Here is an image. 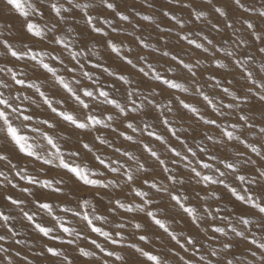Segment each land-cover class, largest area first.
Returning a JSON list of instances; mask_svg holds the SVG:
<instances>
[{"label": "snow or ice", "instance_id": "obj_1", "mask_svg": "<svg viewBox=\"0 0 264 264\" xmlns=\"http://www.w3.org/2000/svg\"><path fill=\"white\" fill-rule=\"evenodd\" d=\"M4 2L22 18L21 33L31 37L32 42L23 38L11 39L14 35L13 26L7 22L0 23V56L14 58L16 62L11 67H0V142L18 155L23 154L31 163L41 162L43 166L63 171L65 175L44 178L46 172L43 167L30 170L27 164L14 163L11 154L0 148V163L6 169L0 170V189L9 186L12 189L19 188L21 193L33 197L28 201L0 192V199L3 200L0 204V227L7 233L0 234V241L10 236L16 245L29 243L26 239H17L22 235L16 228V222L20 220L41 234L42 241L47 238L48 242H44L41 251L35 255L50 254L53 264H73L64 249L55 246L59 242L61 245H75L80 257H96L100 264H108L106 259L97 257L94 250H88L77 242L89 239L85 233L87 229L103 237L106 243L123 247L126 241L123 229L126 225L122 220L110 219L123 210L125 213H145L182 251L188 253L191 249L195 264H243L242 254L233 252V236L258 245V249H264V241L258 243L257 234L252 231L255 227L264 233V141L255 139L257 135L264 137V110L259 112L260 120L257 121V114L249 109V101L253 98L264 106V5L255 9L242 0H230L235 9L256 16V19L236 17L230 20L226 4L217 6L214 0H204L211 6L213 16L223 19V26L209 19L206 8L197 9L188 0H168V3L181 4L189 9L192 19L185 21L167 11L163 13L164 17L175 22L179 29L176 33L178 39L186 42L190 49L208 54L217 70L226 69L231 64L239 72L240 87L236 88L233 87L237 82L235 77L225 80L218 78L215 73H210L202 82L198 75L201 61H186L179 54H172L167 50L169 41L163 35L159 38L163 42L162 48L155 47L142 36H137L136 40L142 49L169 57L189 74L190 79L179 80L178 70L172 65L165 68L162 74L144 55H138L134 61L129 55L133 51L131 47L125 50L123 42L118 45L108 39L104 49H110L111 53L136 69L145 79L138 80L130 73L113 71L102 63L103 54L97 42L90 39L85 41L82 32L78 31L83 21L90 34L109 36V32L98 24L117 32L113 26L114 20L98 14L97 0ZM99 4L103 10L118 17L119 21L130 22V15L119 10L117 0H99ZM142 7L152 9L153 0H143ZM135 14L142 21L154 25L160 33L173 31V28L162 27L157 23L152 13ZM237 22L240 23L239 28L235 26ZM195 23L203 27L194 32L184 31ZM133 27L134 30L140 29L139 24ZM226 29L232 31L224 37ZM213 32L222 36L220 42L210 38ZM37 42L47 43L48 47H37ZM220 53L224 54L223 57L218 55ZM257 55L260 57L258 66ZM19 62H23V65ZM89 66L108 77H114L115 82H102L99 74L88 70ZM84 81L90 84L86 85ZM146 81L160 82L169 91L174 90L173 95L159 99L161 92L156 88H145L143 85ZM52 88L63 95L50 94L47 89ZM206 89H219L221 95L214 96ZM184 94L202 97L201 105L181 98ZM226 99L228 102H225ZM177 105L185 114H191L197 124L215 126L219 135L204 131L198 140L194 137V145L189 144L184 138V133L189 129L183 126L182 118L177 114ZM33 106L49 115H37ZM107 106H111V111H105ZM202 107L210 109L214 118H206ZM149 113H153L155 119ZM158 127L166 129L169 137L175 138L180 148L170 144L164 134L157 131ZM192 130L195 132V129ZM107 132L115 133L116 138L122 141L138 144L159 166L166 183L157 178L149 180L147 177L155 169L148 160L128 148L117 146L113 139L105 135ZM81 133L92 134V140L86 141ZM74 134L76 139L73 142ZM145 136L154 138L170 155L162 156L160 151L143 139ZM96 142L99 146L111 148L114 155L118 154L117 158L112 159L107 153L101 154L94 150ZM238 145H242L245 151H239ZM219 146L237 148L235 156H218L212 148ZM251 153L259 157V161L251 159ZM258 163L259 167L247 170L249 165ZM183 169H187L190 175H182ZM229 174L234 177L235 185L228 181ZM17 178L18 181L26 182L27 186L20 187ZM190 180L204 186L203 194L199 191H195L192 196L187 194L185 187ZM209 185H222L234 198V204L250 205L256 209L258 219L246 216L235 207L213 203L221 201L222 196L210 190ZM80 187L92 189L94 195H101L104 190L111 188H126L127 193L124 200L109 199L108 204L111 206L101 211L97 206L99 201L93 203L92 199L79 195ZM34 189L50 190L51 194L63 199L60 202L38 200ZM165 196L173 209L179 210L201 231L207 243L200 242L192 234L175 230L172 223L164 218V210L153 208L154 204L164 202L162 197ZM192 200H198L199 203H192ZM28 203L33 207L26 210ZM41 213L51 217L52 222L44 223ZM105 225L110 230H106ZM134 228L138 232L145 231L142 222H136ZM138 240L144 244L151 242L147 234H139ZM90 243L104 256L114 257L119 264H134L125 255L97 243V239H91ZM127 249L146 258L145 264H169L168 258L158 251L154 254L137 243H128ZM169 251L179 257L183 264H193V260H186L174 249ZM0 253H9V248L0 246ZM16 255L20 253L16 252ZM60 257L63 259L57 262L55 258ZM23 259L26 264H32L27 256ZM260 259L264 261V255ZM7 264H11V259H7Z\"/></svg>", "mask_w": 264, "mask_h": 264}, {"label": "rangeland", "instance_id": "obj_2", "mask_svg": "<svg viewBox=\"0 0 264 264\" xmlns=\"http://www.w3.org/2000/svg\"><path fill=\"white\" fill-rule=\"evenodd\" d=\"M188 2L193 3L194 7L197 9L200 8H206L209 11V19L212 20L213 23H219L221 26H223V19H220L218 17H214L212 14L211 6L207 5L204 0H188ZM214 2L217 4V6H220L221 4H226L227 10L229 12V19H234L236 17H244L246 19H256V16L254 14H246L242 10L235 9L234 6L231 5L230 0H214ZM246 5H251L255 9H260L262 5H264V0H242ZM117 3L119 4V10L124 12L125 14L130 15V22L125 21H119L118 17H115L113 13L110 11L103 10V6L99 4V0H97L98 4V14L100 16H103L108 19L114 20L113 26L117 28V32H112L107 26L98 24L100 27H104L106 31L109 32L108 37H104L101 34H90L88 28L84 25V22L81 21V25L78 28V31L82 32L83 38L85 41L92 40L97 42V47L101 49L103 54V61L106 66H109L113 71L123 73V74H131L134 78L138 80H144L145 78L142 77V74H139L136 69H132L131 66L127 65L125 62L118 59L115 54L111 53L110 49H104L105 41L110 39L113 42L117 43L118 45L123 42V47L125 50L127 48L131 47L133 51L129 54L130 58H133L135 61V58L138 55H144L149 57V61L153 63L163 74V71L165 68H167L169 65H172L173 67L177 68V78L179 80H188L190 79L189 74L186 73L180 66L175 65L174 62L169 57H163L160 52H152L149 49H142V47H139V42L136 40L137 36H142L146 39V41L151 42L155 47L162 48L163 42L160 41V36L163 35L166 39H168L169 43L167 45V50H169L172 54H179L180 56L184 57L186 61H195L199 59L201 61L200 68L198 69V75L201 78V81H205L207 76L210 73H215L218 78H224L227 79H233V77L236 78V83H234L233 87L239 88L240 87V76L239 72L229 64V67L226 69L217 70L214 65H212L211 57L203 53L202 50H196L194 48L190 49L189 46L186 44V42L180 41L176 35L177 31L179 30L177 26L175 25L174 21H170L168 17H164L163 13L165 11L175 14L178 17L182 18L183 20L187 21L192 19L191 11L187 8L182 7L181 4L172 5L168 3V0H153L154 7L152 9H148L146 7H142L143 0H117ZM136 12H140L143 14L152 13L155 21L159 24H161L162 27H171L173 28V31L171 33H160L158 29L155 28L154 25L149 24L148 22H144L140 19L139 16H136ZM97 14V13H93ZM10 23L13 26V37L11 39L18 40V39H25L29 42L31 41V37L24 36L21 33L22 28V18L19 16L17 12H13L9 7L6 6L4 0H0V23ZM140 25L139 30H134V25ZM237 28L240 27V23L237 22L235 25ZM203 25L200 23H195L187 26L184 31H197L200 30ZM231 29H226L223 33V36L226 37L231 33ZM129 33H134L133 35H129ZM205 34H207V29H205ZM181 35H183V32H181ZM7 36V34H6ZM210 38L214 39L216 42H220L222 39V36L217 33H212ZM37 47H44L47 48V43L40 44L37 42ZM58 50V47H57ZM254 52V50H253ZM219 56L223 57V53L218 54ZM257 66L260 61L259 55L256 57ZM224 63H228V61H222ZM16 63L14 58H10L7 56H0V67H11L12 64ZM20 65H23V62H19ZM89 71H93L96 74H99L101 76V81L104 83H114L115 78L114 77H108L106 74H103L100 70L92 69L89 66ZM39 75V73L37 74ZM172 75V74H168ZM41 80H43V76L40 77ZM84 83L90 84L89 81H84ZM118 87L122 86L120 84L117 85ZM145 88H156L158 91L161 92V97L159 99H164L167 97H171L173 95V91H169L166 86H162L160 82L158 81H146L143 85ZM19 87V86H17ZM50 94L54 93L56 96L63 95L61 91H57L55 88L47 89ZM206 91L211 92L214 96H220V90L219 89H206ZM243 91V89H241ZM179 94V93H176ZM119 95V94H117ZM183 99L185 100H191L196 105H201L202 97L196 96V97H190L187 94L182 95ZM225 102H228L227 99ZM39 103V100L37 101ZM175 103V102H174ZM36 114L39 116H46L49 115L48 112L44 111L41 108H35L33 106ZM177 114L179 117L182 118V124L184 127L188 128V132L184 133V138L187 139L189 144L194 145L195 140L194 137L198 140L200 138V134L204 131L209 132L210 134L218 136L219 133L216 131L215 126L205 127L202 124H197L196 121L192 118L191 114H185V112L177 105ZM249 109L252 112H255L257 114V121L260 120L259 112L261 110H264V106L260 105L258 102V99L253 98L249 101ZM249 109H246L248 111ZM105 111H111V106H107L105 108ZM202 112H204L206 118L213 117L214 114L211 112L210 109L205 110L202 107ZM149 116L155 119V116L153 113H149ZM135 118V117H130ZM158 124V121H157ZM192 129H195V132H193ZM126 130V129H122ZM128 131V130H126ZM157 131L164 134L165 139L169 141L170 144L180 148L179 143L175 140V138H170L167 134L166 129L163 127H158ZM258 131V129H257ZM99 134V133H97ZM83 138L86 141L92 140V134H83ZM110 139H113L117 146H121L124 148H128L135 152V154L139 157H141L144 160H148V163L152 168L155 169L152 174L147 177L149 180L152 178H157L158 181H164L163 174L160 172L159 166L156 164V162L148 157L147 153H144L141 149V147L137 144L134 145L131 142H125L122 141L119 138H116L115 133L107 132L105 133ZM76 136L73 135V142L75 141ZM143 139L146 142H149L150 145L157 149L162 153V156H168L170 154L166 153L164 151L163 145H161L159 142H156L154 138H148L143 137ZM249 139L251 140L252 137L250 136ZM256 140L264 141V137H261L259 135L255 136ZM238 143V142H237ZM94 150H98L101 154L107 153L108 156L112 159L117 158L118 154H113V151L111 148H108L107 146H99L98 142H96L94 145ZM0 148H4L6 153L11 154V158L14 163H19L20 165L27 164L32 169H41L44 168L46 172V176L44 178H52L57 176H64L65 173L63 171L59 170H51L50 166H43L41 162H35L34 164L30 161L26 160L23 156V154H17L15 151H13L10 147L5 148L4 144L0 142ZM239 151L244 152L245 149L242 145H238ZM212 151L216 153L220 157L225 156H235V152L237 151V148L233 147H214L212 148ZM250 152V150H248ZM262 156H264V152H262ZM203 159H206V157H201ZM89 159L91 157L89 156ZM251 159L259 161V157H257L254 153H251ZM254 167H259V163L255 166L249 165L247 170L251 171ZM0 170H5L4 164L0 163ZM9 175H12V173H9ZM182 175L188 176L190 173L187 169L182 170ZM228 181L232 183L233 185L236 184L234 177L229 174L227 177ZM18 181V178H17ZM20 187H25L26 182L18 181ZM121 185H123V181H120ZM147 186H145L146 188ZM210 190H215L217 193H219L222 196V200L219 202H213V203H221L228 208L235 207L239 212L244 213L246 216L258 219L256 216V209H252L250 205H239L238 203L234 204V198L230 196V193L227 192L226 189L223 188L222 185H209L208 186ZM255 188V186H254ZM185 190L189 196H192L195 191H199L203 194L205 191L203 185H196L194 181H188L185 187ZM35 198L42 201H56L60 202L63 198L58 195H53L50 193V190H39L34 189ZM0 192H7L12 194L14 197H20L22 199H27L28 201H31L33 197H28L26 193H21L19 191V188L12 189L10 186L6 189H0ZM79 195L86 196L89 199H92L93 203H97L99 201L98 207L101 208V211H106L107 207H110L111 205L108 204L109 199H116L120 198L121 200L125 199L127 189L124 188L121 190L120 188H111L104 190L101 195H94V191L87 187H80ZM156 198H160L157 196ZM162 200L164 202L153 205V208H160L164 210L165 216L170 223H172V227L177 231H183L185 233L192 234L194 237H197L200 242L207 243L205 238L203 237V234L199 229H197L190 220L183 216L182 213L179 210H175L172 208L171 203L167 202V197H162ZM192 203H199L198 200H192ZM3 203V200L0 199V204ZM33 205L31 203H28L27 209L32 208ZM16 214V213H14ZM41 218L43 219V222L46 224H50L51 217H48L46 213H41ZM71 214H69L70 216ZM110 219L113 220H122L126 227L123 229V234L126 237L125 244L123 247L121 245H111L110 243H106L103 237H98L95 233H90L89 230L85 229V233L89 236V239L86 240H80L77 243L80 246H83L87 248L88 250H94L96 252V256L100 257L101 260H107L108 264H119V262L115 261L114 257H106L104 254L100 253L98 249H95L94 246L91 245L90 240L91 239H97V243H100L104 245L108 250H115L119 252L122 255H125L130 262H134V264H145L146 258L140 257L138 254L134 252V250L127 249L128 243H137L141 247H144L147 251L153 252L154 254L158 251L160 254L164 255L168 258L169 264H183L179 260V257L173 255L169 250L174 249L176 252H179L180 256H183L186 260H193V264H195V260L191 256V249H189L188 253H185L182 251L174 241H171L170 238L157 226H155L150 218H148L145 213L142 212H133V213H125L123 210H119L118 213H116L114 216L110 217ZM136 222H142L145 226L144 232H138L134 228V224ZM75 224V222H73ZM82 223V222H81ZM243 227V226H241ZM16 228L19 230L22 235L17 237V239H26L29 241L26 245H16L14 240L9 236L5 241H0V246L9 248V253H0V257H4L5 259H0V264H7V259H11V264H26V261L23 259V257L27 256L28 260L32 262V264H53V258H50V254L45 255H35L34 253H39L43 247L44 242H48L47 238H41V234L35 232L31 228L28 227L26 222H21L20 220H17L16 222ZM106 230H110L107 225H105ZM252 231L255 232L256 238L258 243L261 241H264V233L261 232L258 228L253 227ZM0 234H5L6 230L2 227H0ZM139 234H147L150 237L151 242L148 244H144L143 242H140L138 240ZM66 235V234H65ZM159 238V239H157ZM235 247L233 248V252H236L238 254H242L243 258V264H264V261H261L260 257L264 255V249H258V245H252L250 242H244L240 240V238L233 236V239L231 241ZM35 245V247H31V245ZM55 246L62 247L65 251V254L68 256L70 260L73 261V264H100L99 261H97L96 257H93L91 259L89 258H83L80 257L78 251L76 250V246L72 245H61L59 242H56ZM16 252H19L20 255L17 256ZM255 253V255H253ZM231 255V253H230ZM63 259L55 258V260L58 262L59 260Z\"/></svg>", "mask_w": 264, "mask_h": 264}]
</instances>
